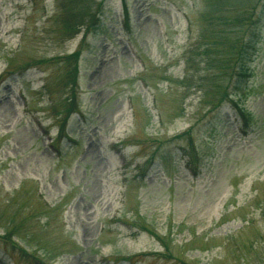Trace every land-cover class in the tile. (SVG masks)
<instances>
[{
  "label": "rangeland",
  "instance_id": "rangeland-1",
  "mask_svg": "<svg viewBox=\"0 0 264 264\" xmlns=\"http://www.w3.org/2000/svg\"><path fill=\"white\" fill-rule=\"evenodd\" d=\"M0 264H264V0H0Z\"/></svg>",
  "mask_w": 264,
  "mask_h": 264
},
{
  "label": "trees",
  "instance_id": "trees-1",
  "mask_svg": "<svg viewBox=\"0 0 264 264\" xmlns=\"http://www.w3.org/2000/svg\"><path fill=\"white\" fill-rule=\"evenodd\" d=\"M79 55H80V53L77 52V53L73 54V56H71L70 59L77 60L79 58Z\"/></svg>",
  "mask_w": 264,
  "mask_h": 264
}]
</instances>
